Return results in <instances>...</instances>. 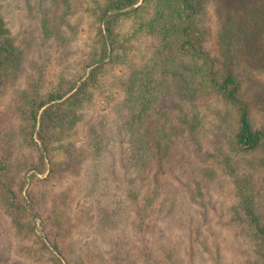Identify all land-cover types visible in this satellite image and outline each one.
<instances>
[{"label":"trees","instance_id":"trees-1","mask_svg":"<svg viewBox=\"0 0 264 264\" xmlns=\"http://www.w3.org/2000/svg\"><path fill=\"white\" fill-rule=\"evenodd\" d=\"M211 1L103 0L93 22L95 31L91 32L89 40H85L86 47L78 56L84 73L70 87L62 83L57 89L41 93L38 90L32 98H27L29 107L24 112V119L31 128L29 136L35 154L18 162V179L12 173L14 164L6 146L8 142L0 133V221L3 215L11 219L9 230L16 241L15 255H34L35 264H70L67 254L70 247L65 241L68 230L64 228L47 182L58 176L55 150L65 138L62 136L67 132L65 124L70 128L79 117L83 118L86 104L95 102L96 95L102 92L108 93L104 101L110 112L98 119L95 107L92 116L85 121V141L92 149L89 157L94 165H98L109 144L108 137L122 141V172L127 170L128 196L133 202L131 206L137 215L135 226L141 238L149 233L147 226L155 228L162 220L158 218L154 222V214L163 216L180 208V192L186 187L180 182L185 177L183 173L189 181L190 176L196 177L190 185L191 190L194 195L197 191L203 196L209 191L212 178L222 175L227 165L234 169V155H251L264 149V125L255 124L252 91L240 62L251 43L242 40L244 47L239 49L243 52L240 60L237 52L229 51L228 46L223 48V54L211 46L206 47L209 28L203 18L206 5ZM41 2L52 4L41 19L46 40H55L64 47L80 39L81 20L74 21L70 17L71 13L63 8L65 0ZM215 2L219 3L222 13L229 10L234 18L242 15L247 23L256 18L264 21V0ZM130 20L132 25L125 30V24ZM254 25L247 26V29H251L255 38L257 54L264 57V22L257 31L252 30ZM235 30L239 34V29ZM1 35L0 95L5 88L8 70L16 61L12 45ZM150 36L156 40L149 41ZM237 37L239 39L240 35ZM202 57L209 60L204 88L222 96L236 110L231 138L234 155L221 153L220 149L212 154L202 130L204 117L192 112L185 104L176 110L169 103L176 94L175 87L169 82L176 61L181 60L186 65L188 60H193L201 70ZM251 65L259 68L256 62ZM106 85L108 87L102 90ZM189 153L194 154L191 155L196 160L194 164H191V158L187 159ZM77 157L81 161L87 159L83 149L74 154L73 158ZM212 157L216 158L213 163ZM161 166H176L175 173L164 169L160 174ZM91 169L85 168L86 179L90 178L86 172L91 173ZM98 180L96 172L94 185ZM89 181L92 183L91 178ZM190 198L194 201L192 195ZM236 198L241 203L242 221L264 244V196L258 202L238 189ZM129 211L120 214L126 215ZM44 215L58 229L57 232L47 230L43 224ZM38 219L41 220L40 226ZM30 239L33 242L27 245ZM23 241L27 244L22 245ZM261 264H264V248Z\"/></svg>","mask_w":264,"mask_h":264},{"label":"rangeland","instance_id":"rangeland-1","mask_svg":"<svg viewBox=\"0 0 264 264\" xmlns=\"http://www.w3.org/2000/svg\"><path fill=\"white\" fill-rule=\"evenodd\" d=\"M215 1L208 2L204 12L203 20L209 28L206 47L211 46L214 51L223 54V48L228 46L229 51L237 52L240 60L243 52L239 49L244 47L243 41L251 43L240 62L246 70L248 88L252 91L255 124L263 126L264 57L257 54L255 38L247 26L255 24L252 30L257 31L264 21L256 18L247 23L242 15H236V19L229 10L222 13L219 3ZM102 2L65 0L63 8L71 13L74 21L81 20L83 31L78 34L80 39H76L74 44L62 47L61 43L48 41L43 35L42 14L49 11L52 6L50 2L0 0L1 37L12 45L16 56L0 95V133L8 142L6 146L14 164L12 173L15 179L20 176L16 169L18 162L35 154L29 136L31 128L24 119V112L29 107L28 99L38 90L41 93L47 89H57L62 83L70 87L84 73L78 56L86 47L85 40H89L91 32L95 31L93 22ZM131 25L132 20L127 21L125 30H129ZM235 28L239 29V34ZM153 38L150 36L149 41ZM200 61L201 70L197 69V63L193 60H188L186 65L181 60L176 61L175 72L169 75V82L175 87L176 94L169 103L176 110L185 104L192 112L204 117L202 130L212 154L220 149L221 153L234 155L231 138L236 110L222 96L204 88L209 60L202 57ZM254 62L259 68L250 66ZM161 70L164 67L161 66ZM107 87H102V90ZM107 94L102 92L96 95L95 102L87 103L83 118L79 117L72 127L65 124L67 132L62 135L65 138L55 150L59 177L56 175L47 182L52 189V200L57 202V212L68 230L65 241L70 247V251H67L70 264H261L263 241L242 221L241 203L237 202L236 196L240 189L258 202L262 200L264 149L251 155H234V169L227 165L222 175L212 178V185L203 196L197 191H194V195L191 190L190 185L196 177L190 176L189 181V177L183 173L185 177L180 182L186 187L180 192V208L175 213L171 211L163 216L154 214V222L158 218L162 220L155 228L147 226L149 233L141 238L135 226L137 215L131 206L133 202L128 196L127 170L122 172V141H113L114 138L109 136V144L98 165H94L95 162L89 157L91 147L85 141L84 124L92 116L93 109L96 107L98 119L110 112V107L104 101ZM81 149L87 157L83 161L78 157L73 158ZM191 155L194 156L189 153L187 159L191 158V164H194L196 160ZM215 160L212 157L211 163ZM87 167L93 168L91 173L86 172L92 183L85 176ZM164 169L174 174L176 166H161L158 173L161 174ZM96 172L99 180L94 185ZM126 210H130L126 215L120 214ZM121 216L125 219H121ZM48 219L44 215L43 224L47 230L57 232L58 229ZM10 225L9 216L3 215L0 221V264H35L34 255H15L16 241L10 233ZM33 239L28 244L23 241L22 245L31 244Z\"/></svg>","mask_w":264,"mask_h":264}]
</instances>
